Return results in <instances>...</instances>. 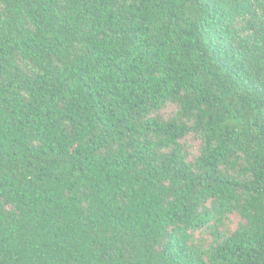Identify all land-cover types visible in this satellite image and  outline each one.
<instances>
[{
    "label": "trees",
    "instance_id": "16d2710c",
    "mask_svg": "<svg viewBox=\"0 0 264 264\" xmlns=\"http://www.w3.org/2000/svg\"><path fill=\"white\" fill-rule=\"evenodd\" d=\"M0 264H264V0H0Z\"/></svg>",
    "mask_w": 264,
    "mask_h": 264
}]
</instances>
